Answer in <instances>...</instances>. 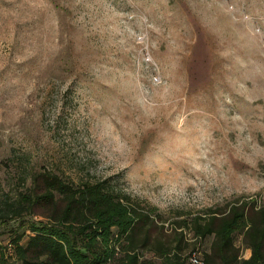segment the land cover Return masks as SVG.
<instances>
[{
  "label": "rangeland",
  "instance_id": "obj_1",
  "mask_svg": "<svg viewBox=\"0 0 264 264\" xmlns=\"http://www.w3.org/2000/svg\"><path fill=\"white\" fill-rule=\"evenodd\" d=\"M33 171L106 178L156 210L131 251L101 242L108 264L202 259L212 237L194 222L243 204L234 244L249 257L243 235L264 207V0H0V197ZM38 219L0 222V264H19L10 239Z\"/></svg>",
  "mask_w": 264,
  "mask_h": 264
},
{
  "label": "trees",
  "instance_id": "obj_2",
  "mask_svg": "<svg viewBox=\"0 0 264 264\" xmlns=\"http://www.w3.org/2000/svg\"><path fill=\"white\" fill-rule=\"evenodd\" d=\"M26 180L15 197H0V222L22 215L39 217L24 226L26 234L21 231L10 239L19 264H108L109 253L101 242L123 238L131 251L133 238L141 234L146 241L153 219H159L153 207L109 184L106 178L74 179L52 171H33L23 177V182ZM244 208L245 204L240 209L234 205L221 217L211 215L204 224L194 222L201 240L212 237L210 250L204 251L199 264H264V207L250 218L243 235L249 257L240 259L234 244ZM188 257L170 252L162 261L195 264ZM126 258V264H137L136 253H128Z\"/></svg>",
  "mask_w": 264,
  "mask_h": 264
},
{
  "label": "built area",
  "instance_id": "obj_3",
  "mask_svg": "<svg viewBox=\"0 0 264 264\" xmlns=\"http://www.w3.org/2000/svg\"><path fill=\"white\" fill-rule=\"evenodd\" d=\"M190 261L196 263V262H198L199 260H198L197 257H192V256H191V257H190Z\"/></svg>",
  "mask_w": 264,
  "mask_h": 264
}]
</instances>
